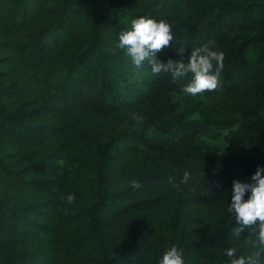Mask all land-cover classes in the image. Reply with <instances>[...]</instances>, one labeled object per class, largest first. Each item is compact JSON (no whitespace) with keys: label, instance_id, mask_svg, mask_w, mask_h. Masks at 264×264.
Wrapping results in <instances>:
<instances>
[{"label":"trees","instance_id":"16d2710c","mask_svg":"<svg viewBox=\"0 0 264 264\" xmlns=\"http://www.w3.org/2000/svg\"><path fill=\"white\" fill-rule=\"evenodd\" d=\"M140 16L172 26L163 63L223 51L218 88L132 65L118 36ZM257 165L264 0H0V264H158L172 244L230 264L259 229L235 235L232 182Z\"/></svg>","mask_w":264,"mask_h":264},{"label":"clouds","instance_id":"9594fccd","mask_svg":"<svg viewBox=\"0 0 264 264\" xmlns=\"http://www.w3.org/2000/svg\"><path fill=\"white\" fill-rule=\"evenodd\" d=\"M171 25L166 20H156L148 16H140L131 21V28L119 34L118 47L124 49L130 62L136 68L145 63L150 66L154 75L170 73L173 80L191 74V80L183 87V92L193 97L205 91L218 88L220 75L224 67V52L214 49L210 45L198 47L191 51L185 60L163 63L157 59L158 54L167 47L173 39ZM137 121L142 116L134 117ZM264 166L257 165L250 182L233 180L231 188V202L227 212L232 214L239 225L234 229L239 236L242 230L259 221V229L246 255L237 256L236 248L226 250L230 264H261L264 259ZM191 173L185 171L182 182L187 183ZM134 188H139L137 181L132 182ZM247 194V199L245 195ZM67 204H72L76 197L74 193L62 196ZM158 264H185L181 249L172 244L162 253Z\"/></svg>","mask_w":264,"mask_h":264},{"label":"rangeland","instance_id":"374dc122","mask_svg":"<svg viewBox=\"0 0 264 264\" xmlns=\"http://www.w3.org/2000/svg\"><path fill=\"white\" fill-rule=\"evenodd\" d=\"M175 98H177L182 104H184V106H187V104L189 103L188 101H185L184 100V98H182V97H175ZM191 105V104H190ZM227 132V130H225L223 133H226ZM219 139V138H218ZM217 139V140H218ZM217 143H218V145L220 146V148H221V150H224V148H225V144H224V142H223V139H219L218 141H217ZM157 218V220L159 221V223H160V220H161V217H160V215L158 214V216L156 217Z\"/></svg>","mask_w":264,"mask_h":264}]
</instances>
